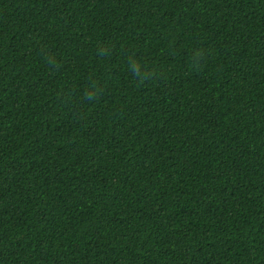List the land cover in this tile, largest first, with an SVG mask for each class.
I'll return each instance as SVG.
<instances>
[{
  "label": "trees",
  "instance_id": "16d2710c",
  "mask_svg": "<svg viewBox=\"0 0 264 264\" xmlns=\"http://www.w3.org/2000/svg\"><path fill=\"white\" fill-rule=\"evenodd\" d=\"M0 264H264V0H0Z\"/></svg>",
  "mask_w": 264,
  "mask_h": 264
},
{
  "label": "clouds",
  "instance_id": "9594fccd",
  "mask_svg": "<svg viewBox=\"0 0 264 264\" xmlns=\"http://www.w3.org/2000/svg\"><path fill=\"white\" fill-rule=\"evenodd\" d=\"M145 77H146V76H142V77H140V78H139L140 81L143 82V80L145 79ZM94 97H95V93H94V94H87V99L90 100V101L93 100Z\"/></svg>",
  "mask_w": 264,
  "mask_h": 264
}]
</instances>
